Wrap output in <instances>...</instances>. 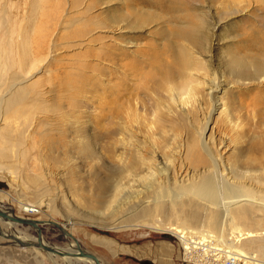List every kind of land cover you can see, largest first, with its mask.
Instances as JSON below:
<instances>
[{
  "label": "bare ground",
  "instance_id": "obj_1",
  "mask_svg": "<svg viewBox=\"0 0 264 264\" xmlns=\"http://www.w3.org/2000/svg\"><path fill=\"white\" fill-rule=\"evenodd\" d=\"M39 1L35 0V11L40 8ZM173 2L172 0H126L125 7L122 6L124 9L120 8L119 11L117 10L118 13L114 12L112 16L110 15L111 18L107 17L110 23L99 20L98 15L92 16L90 12L96 6L93 2L85 3L80 11L74 12L77 16H74V22L78 18L76 20L79 21L77 24L80 27L76 31L60 36V39L65 43L56 42L51 45V48L59 50L73 49L79 46L84 47L85 50L69 55L70 58L78 59V62L71 64L67 62V64L60 65L58 70L64 69L65 71L59 72L61 76L59 83L47 92L50 94V99L45 97L42 90L37 91L29 84L27 85V79L23 76L36 69L38 63L40 64L43 59L45 48L48 47L47 37L51 32L47 30L46 20L42 23L45 13L41 12L39 16L41 18L37 25H34V19L32 22L30 19L25 23L27 29L35 33H32L34 36L25 33V30H21L20 33L15 29L13 32L10 31L11 37L13 33L18 34L17 42L19 43L16 44L17 46L12 45L11 40H8L11 38L9 36L6 37L7 40L1 38L0 41L2 46L0 49V123H2L0 132L7 125L5 124L7 115L13 118L16 114H24L27 106L36 104L35 109H42L46 113L54 115L52 127L46 121L42 124L44 127L48 125L50 128L47 129L55 131L56 134L55 137L46 139L40 137L38 142L34 140L30 144L31 148L44 145L49 153L61 151L64 155L58 159L66 162L67 165L68 163L70 165L72 159L75 156L77 158L78 155L80 159L92 161L93 156L97 157V155L92 150L89 137L86 136L84 126L82 127L80 122L82 117L86 116L84 117V113L78 114V111L90 108L91 103H96L98 106L96 108L104 111L105 120H107V128L104 127V132L109 142V147L105 149L109 165H107L105 176L94 183L95 192L97 191L98 195L96 200H93L94 204L87 208L93 209L103 227L107 225V220L103 219L100 214H104V211L108 209L106 212L110 217L119 211L123 212L125 220H134L135 222L131 225L129 223V225L117 226L114 229L144 227L151 231L172 234L183 245H186L187 240L191 239L192 248L198 246V252L187 253L185 251L186 256H189L190 259L197 255L201 259L200 262L205 263L207 259H210L207 255L210 254L211 247L204 246L213 244L220 251L219 255H214L210 259L212 263L228 256L232 257L235 264H264V158L263 161L253 159L244 164H239L241 159L235 158L234 162H231L230 157V162L224 159L223 155L226 153L223 144L225 132L235 133L236 136L232 142L236 143L238 139L236 132L239 129L237 122H234L227 113L224 104L220 114L224 115L225 120L222 122L223 127L218 141L213 138V129L210 128L207 121L203 125L202 122L199 126L197 124L198 127H193L194 131L192 130V132H190L191 130L186 132L188 129L186 127L185 135H183V129H180L185 123L194 120L199 110L201 111L202 105L204 106L206 101L211 102L214 91L216 92L220 87L215 74L207 66L208 61L205 60L209 42V30L206 27L208 21L205 19L207 13L204 16L201 15L204 13L190 10L185 3L174 4ZM81 3V0H74L69 8L77 9L83 5ZM149 3L165 10V17L148 11L146 7V10L141 7L142 4ZM227 10L225 8L223 11ZM233 12L231 11L232 14H235ZM221 15L225 16V13ZM72 20L69 17V20L64 21L70 23ZM159 23H166L165 25L169 23L167 26L170 30L166 31L167 28L163 30L161 27L158 29ZM41 25L43 26L41 27ZM153 26L158 29H156L158 36L167 42H163V46L152 42L143 46L140 44L141 46L133 50L132 53L122 54L120 52L118 55L114 54L113 48H110L109 45L100 44L99 50H106L104 55L100 51L95 52L89 49L91 44L102 42L104 38L103 36L92 37L90 36L91 32L104 33V28L111 27L116 32L123 34L139 32L142 28ZM2 27L0 26V28ZM3 30L6 29L3 28ZM122 42L125 46H122L123 49L127 51L133 44L132 42ZM259 51L261 52V50ZM13 53L18 54L16 61L13 59ZM237 53L239 54V52ZM236 54L227 52L222 64L231 75L230 77L237 79L233 83L242 80L251 84L255 80L264 79V51L258 55H249L247 52L242 55ZM119 55L122 58L118 59L121 62H118L116 67L120 77L116 78L110 76L113 74L112 71L108 74L107 71L103 73V70H95V66L88 59L89 57L97 58L113 65ZM4 67L6 69L13 67L19 70L10 73L8 77H3L2 69ZM69 69L70 71H68ZM18 72L19 74H16ZM97 74L104 76L107 74L108 88H103L104 85L101 84L100 76ZM226 76L224 75V77ZM113 79H116L117 83H114ZM216 103V101L212 103L215 109ZM79 115L82 116L81 119ZM99 117L101 116L99 115ZM14 123L8 124L7 131L3 134L12 136L14 132L20 131L15 139H11L14 142L11 146L22 148L25 146L23 145L26 139L25 130L23 127L21 129V125L16 126ZM17 151L19 154L21 153L19 149ZM54 158L50 160L59 165L60 161L58 160L57 163ZM1 159L7 160V156L3 152H0ZM67 160H71V162ZM67 165L65 169L70 168ZM239 165L243 166V169ZM73 166L76 167L72 164L71 167ZM252 166H255V169ZM71 170L73 169L71 168ZM82 193L80 192V194ZM74 195L80 200L81 195ZM21 205L24 212L33 209L28 203ZM76 209L74 208V210ZM90 212L92 214V211ZM7 214L14 216L10 213ZM1 220L8 225L14 224L0 217ZM42 222L55 227L53 220ZM32 228L35 230L34 227ZM8 232V235L4 236V233L2 234L0 231V235L12 240L15 245H25L24 247H33L43 251L51 260L60 257L66 264H74L71 259L94 264L91 259L78 255L80 250L86 251L79 244L76 245L72 239L67 248H61L48 244L41 236L39 238L36 236L37 240L28 244L26 242H29V238L22 232H17L14 229ZM62 234L66 238L68 237V232L65 229ZM38 244L48 245L55 252L44 251Z\"/></svg>",
  "mask_w": 264,
  "mask_h": 264
},
{
  "label": "rangeland",
  "instance_id": "obj_2",
  "mask_svg": "<svg viewBox=\"0 0 264 264\" xmlns=\"http://www.w3.org/2000/svg\"><path fill=\"white\" fill-rule=\"evenodd\" d=\"M73 1L74 0H40V11L39 9L35 11V0H0V26H3L0 28V41L1 38L3 40H7L8 38L6 37H11L10 31L13 32V29H15V31L18 33H20L21 30H25V33L32 35L34 32H32L30 29H27V25L25 23L30 21V19L32 22V19H34V25H37L41 18L39 17L41 12L45 13L42 23L46 20L47 30L51 32L48 33L47 37L49 41L47 42L48 47L45 48L42 56L43 59H41L42 61L40 64L38 63L36 69L31 70L28 75L26 73V76H23L25 79H27V85L29 84L30 87L32 86L34 90H42L43 93H45V97H47V99H50V94L47 92L50 89H53L61 79L59 72L65 71L64 69L58 70L60 65L67 64V62L68 64H71L72 62H78V59L70 58L69 55L81 53L85 50L84 47L81 48V46L75 47L73 49L65 48L62 50L51 48L52 43H65L62 39H60L61 35H66L76 31L80 27V25L77 24L79 21L76 20L78 18H76L77 16L74 14V12H77L78 10L80 11L85 3L88 4L89 2H93L96 7L91 10L90 14L92 16L98 15L99 20H105L110 23L107 17L111 18L114 12H117V10L119 11L120 8L124 9V3L126 0H81V4L83 5L79 6L77 9H70L69 7H71L70 5ZM173 1L174 0H172V2ZM224 1L225 0H175L173 2L174 4L178 2L185 3L190 10L204 13L201 14L204 16H206L205 14L207 13V17H205V19L208 21L206 22V27H208L207 29L209 30V42L207 45L205 60L209 62H207V66H209L208 68H211L210 71L215 74L216 80L219 81L218 86L220 87L218 90H216V92L214 91L213 99L211 100L212 103L215 101L217 102L216 109L214 104L212 105L211 102L206 101L207 103L205 102L204 106L202 105L201 111L199 110L198 115L194 118L195 124L194 120L192 122H187V124L184 122V126L181 122L183 127H178L183 129L182 132L183 135H185V129L188 128L186 132L189 130L192 132V130L195 127H198L201 122L203 125V123L207 121L210 128L213 129V134L215 135H212L213 138H215V140L217 139L218 141L219 137L221 136L220 131L223 127L222 122L225 120L224 115L220 114L221 110L223 109L222 105L224 104L227 109V113L232 117L234 122H237L239 126V129L236 132L238 138L236 143L232 142V139L236 136L235 133L229 131L225 132L223 144L225 145L226 153L223 155L224 159L229 161L231 158V162H234L235 158L238 160L241 159V163L239 164H244L245 162L248 163L249 160L253 159L257 161H263L264 79H261V81L260 79L255 80L251 84L250 82L248 83V81L246 82L242 80L237 82L239 84L233 83L234 81H237V79L235 77H230L231 75H229L222 64L223 58L226 57L227 52H234V54L239 52V54L237 53L238 55L245 54V52H247L249 55H258V53H263L264 0H261L262 2L260 0ZM232 6L236 7L233 8ZM141 7H144V10L147 8L148 11L150 10L154 14L156 13V15H164L165 17V10L157 8L156 5L149 3L142 4ZM225 8L226 10L228 8L233 9L223 11ZM31 9L33 10L31 11ZM231 11H234L233 13L235 14H232ZM223 13H225V16L221 15ZM74 16H76V23L74 22ZM69 17L71 20L73 18V20L70 23H65L64 20H69ZM63 21L64 23H62ZM159 24H156L158 29L161 27L163 30H166V28V31L170 30V28L167 26L169 23H167V25H165L166 23ZM42 26L43 25H41V27ZM153 27H147L145 29L142 28V30L139 32H126L123 34L122 32H116L111 27L104 28V33H99V31L91 32L90 36L92 37L103 36L104 38L102 39V42L91 44L89 49L99 52L100 44L107 46L109 45L110 48H113L114 54L118 55L120 52L122 54L132 53L133 50L140 47L141 45L143 46L151 42L153 44H159V46H163L164 40L158 36L156 32L158 29ZM3 28L6 30L4 31ZM17 35L18 34L13 33L12 37L8 39L11 40L12 45L14 46H17L19 43L17 42L19 40ZM122 41H124V43L125 41L132 42L133 46H126L130 47L131 50L129 49L127 51L123 49L125 46H123ZM161 43L162 45H160ZM0 47V49H2L1 45ZM259 50H261V52ZM100 52L103 55L106 54V50L104 49ZM120 58H122V56L119 55L114 60L115 65L106 63L105 61L97 58L95 59L89 57L88 59L89 62L95 66V70H103V73L104 71H107L108 74L110 71H112L114 75L111 74L110 76L112 78H116L119 76L116 65L119 64L118 62H121L118 60ZM13 59L16 61L18 59V54L15 53ZM2 65H4V63H2ZM18 70L19 69L13 67L11 69H6V67H4V69H2V75H4L3 77H8L10 73H15V71L17 72ZM68 71H70V69ZM16 74H19V72ZM97 75L100 76V78H98L100 79L101 84L104 85L103 88H108L107 74L105 76L100 74ZM224 75L227 76L224 77ZM115 80L116 79H113L114 83H117V80ZM92 104L93 103L90 104V108L78 111V114L82 115L84 113V117L86 116L83 118L79 115L80 119L82 117V121L80 122L82 127L84 126L85 134L87 137H89L91 148L94 153H96L97 157L93 156L91 161L90 159H80L79 155L77 159L76 156L74 157L73 155L75 159L73 158L72 162L71 160H67L68 162H71L70 165L68 163L70 166L68 169H65L67 163H64L61 161V159H58L60 156L62 158L64 155L61 151L49 153L44 148V145H41L37 148H31L30 145L32 142H34V140H37L38 142L40 137L43 139L55 137L56 132H52L47 129L50 128L49 126L52 127L54 125V115L46 113L42 109H35L36 104H31V107L27 106L24 110V114L19 113V116L16 114L17 116L15 115V121V117L10 118L9 115L6 114L7 116L5 117V124L7 125L4 126L3 131L0 132V152H3L7 156V160H0V210L5 211L6 214L10 213L11 215L18 217H28L41 221L53 220L54 222H57L78 241L83 250L96 255L101 264H161L162 261L159 260L155 248L158 243L162 242L169 245L168 247L171 249V264H196L191 261H197L201 264H204V262H200L201 259L198 258L197 255H194L191 261L182 260L178 250V243L175 241L176 237L172 234L170 235L169 233L155 232L144 227L137 229H131L127 227L114 229V227L125 226L127 224L129 225V223L131 225V223L135 221L125 220L123 212L119 211H116L117 216L115 213H113L109 217L108 212H106L108 209L104 211L105 215L103 213L100 214L103 219L107 220V225L103 227V225L100 224L98 220L99 217L93 212V209L90 210V208H87L94 204L93 200H96L98 195V192H95L96 188L94 183L105 176L107 165H109L105 150L107 147H109V142L106 139L104 132V127L106 126L107 128V120H105L106 117L104 116V111L100 110V108L97 109L96 103L93 104L94 106ZM99 115L101 117H99ZM103 116L104 119H102ZM45 121L48 122L47 124L49 126L47 125L44 127L42 122ZM13 122L16 123V126L21 125V129L23 127V130H25L26 139L25 143H23L25 146L22 148H19L18 146H11L12 143H14L11 139H15V136L19 135L20 131L14 132L12 136L3 134L5 131H7L6 128L8 124L12 125ZM191 123H193L194 126ZM1 125L2 123H0V126ZM206 135L207 137L209 136L208 133ZM16 149H19L21 153L19 154ZM51 158L57 160V163L59 160V165L56 163L54 164L50 160ZM61 163H64V165H61ZM72 164L76 167H71ZM239 166L241 169H243V166ZM252 167L255 169V166ZM71 168L73 170H71ZM73 173L75 176L72 175ZM91 187L92 189L90 190ZM80 192L83 193L80 194ZM73 193L81 195L80 200H78L79 198H76ZM86 200L89 202L87 203ZM23 203H28V205L33 207V209L31 211L24 212L21 205ZM82 205L84 209L82 208ZM74 208H77V211L74 210ZM90 211H92V214ZM84 212H86L85 215ZM107 217H109V219H107ZM39 228L41 237L48 244L61 248H67L69 241H71L69 237L66 238L56 227L47 224H40ZM13 229L17 230V232H22L26 237H28L29 242H26L28 244L34 242L35 239L37 240L35 231L32 227L16 223L8 225L6 222L2 220L0 221V231L2 234L4 233V236H7L9 233L8 231ZM186 257L189 258V256ZM213 259L215 260V258ZM63 261L64 260L60 257H55L53 260H51L43 251H39L33 247L15 245L12 240L6 239V237H2L0 235V264H66ZM71 261L74 262V264H89V262L82 260L75 261L74 259H71Z\"/></svg>",
  "mask_w": 264,
  "mask_h": 264
},
{
  "label": "water",
  "instance_id": "obj_3",
  "mask_svg": "<svg viewBox=\"0 0 264 264\" xmlns=\"http://www.w3.org/2000/svg\"><path fill=\"white\" fill-rule=\"evenodd\" d=\"M0 217L2 219L9 220L12 223L28 225V226L34 227L35 228L34 231H35V234H36L37 238H39L41 236L40 228L38 227V225L43 224V222L41 220L38 221V220H35L33 218H28V217L10 216V215L6 214L5 211H2V210H0ZM53 223H54V226L63 233L64 228L61 227L57 222H53ZM67 235H68V237L70 239L73 240L74 243H76V245L79 244L78 241L71 234L68 233ZM17 245H19V244H17ZM19 246H23L24 247L25 245H19ZM38 246L44 251H53V252H55V250L52 247L48 246V245H39L38 244ZM56 253L61 254L60 252H56ZM78 255L84 256V257H86L88 259H91L94 262V264H101L100 260L96 257V255H94L91 252H88V251L82 252L80 250L78 252Z\"/></svg>",
  "mask_w": 264,
  "mask_h": 264
},
{
  "label": "built area",
  "instance_id": "obj_4",
  "mask_svg": "<svg viewBox=\"0 0 264 264\" xmlns=\"http://www.w3.org/2000/svg\"><path fill=\"white\" fill-rule=\"evenodd\" d=\"M175 241H177V243H178V250L180 252V258L182 260H185V261L186 260L187 261H191V259H188L186 257L185 251L187 253H190L192 251L193 252H195V251L198 252V246H196V248H192V246H193L192 243L193 242H192L191 239H188L187 240V244L186 245L181 244L180 243V240H177L176 238H175ZM193 241L197 244V241L194 238H193ZM206 241H208V240H206ZM206 246H210L211 247L210 248L211 249V252H210L209 255H207L209 258L214 257V255H219L220 249H217L216 246H214L213 244H206L204 247H206ZM191 262L196 263V264H201V263H199L197 261L196 262L195 261H191ZM204 264H235V262L233 261L232 257L224 256L223 259H221V260L219 259L217 262L212 263L210 260H207Z\"/></svg>",
  "mask_w": 264,
  "mask_h": 264
},
{
  "label": "crops",
  "instance_id": "obj_5",
  "mask_svg": "<svg viewBox=\"0 0 264 264\" xmlns=\"http://www.w3.org/2000/svg\"><path fill=\"white\" fill-rule=\"evenodd\" d=\"M166 243H158L155 250L157 251V256L159 260L162 261L161 264H171V249L168 247ZM171 253V254H170Z\"/></svg>",
  "mask_w": 264,
  "mask_h": 264
}]
</instances>
